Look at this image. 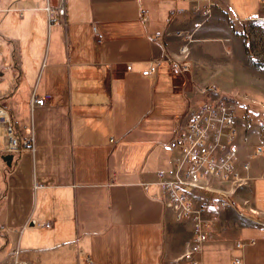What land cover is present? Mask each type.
<instances>
[{
    "label": "crops",
    "instance_id": "obj_1",
    "mask_svg": "<svg viewBox=\"0 0 264 264\" xmlns=\"http://www.w3.org/2000/svg\"><path fill=\"white\" fill-rule=\"evenodd\" d=\"M58 1L0 0V104L14 133L32 137L9 164L0 157V264H190L183 256L190 221L174 217L154 180L170 171L175 115L196 107L200 86L221 88L193 57L206 56L212 30L229 37L227 0L203 18L191 9L195 0H61L65 23H51L44 6ZM184 51L190 72L172 73L163 54ZM150 62L155 69L142 73ZM33 95L45 99L37 104ZM258 130L261 139L247 134L238 146L250 162L247 181L233 190L212 183L231 202L223 217L239 222L217 228L218 207L206 203L202 264H230L238 252L245 264H264V230L248 218L264 212V155L249 153L264 146ZM5 147L0 123V154ZM245 228L255 229L242 237ZM237 239L252 241L240 250Z\"/></svg>",
    "mask_w": 264,
    "mask_h": 264
},
{
    "label": "built area",
    "instance_id": "obj_2",
    "mask_svg": "<svg viewBox=\"0 0 264 264\" xmlns=\"http://www.w3.org/2000/svg\"><path fill=\"white\" fill-rule=\"evenodd\" d=\"M217 5V0H195L191 9L203 18ZM44 8L49 22L65 23V9L61 0L55 4L47 3ZM93 31L98 34L94 25ZM163 56L172 73H180L188 68V63L184 60L168 54ZM127 67L129 64H126ZM154 69L155 64L150 62L141 72L147 73ZM199 90L209 94L188 115H175L174 130L168 141V145L175 150L170 171L165 173L158 170L154 180L158 185V195L174 217L190 221V240L183 251V256L190 264H202V243L209 235V221L203 215L206 203L219 207L229 202L222 195L223 190H220V194H214L216 187L212 186V180H217L227 190H232L234 185L246 180L248 168L247 160L239 154V142L235 134L243 131L244 125L249 121H240L234 111L232 99L217 93L212 84L202 85ZM44 99V95L31 97L37 104H41ZM0 123L4 125L6 132L5 151L15 152L20 141L31 146V135L19 138L14 133L9 115L1 104ZM262 151L263 147L258 143L254 144L250 152ZM200 198L203 200L200 201ZM40 224L47 225L48 221ZM244 243L243 240L235 241L239 248ZM231 264H243L241 253L232 257Z\"/></svg>",
    "mask_w": 264,
    "mask_h": 264
},
{
    "label": "rangeland",
    "instance_id": "obj_3",
    "mask_svg": "<svg viewBox=\"0 0 264 264\" xmlns=\"http://www.w3.org/2000/svg\"><path fill=\"white\" fill-rule=\"evenodd\" d=\"M261 2H264V0H227V2L224 3V6L227 9V11L226 12L223 11V13L226 14L225 23L223 25L226 26L222 27V31L226 30V32L229 33V37L219 36L220 34L218 35L217 32H220V30L216 32H213L212 30V32L207 35L206 37L207 39L205 40L209 46V48H207L206 56L205 55L198 56L197 54H195L196 56L193 57V60L197 62L195 69L200 72L201 76L209 77L211 75L212 78L216 81L217 85L221 86V88L218 87L219 89H217L216 85L211 83L216 88L217 93L229 98L232 97L231 99L234 103V111L238 119L240 121L243 120L244 123L246 121H249V123H246L244 125L243 131L237 132V134H235L238 142H240L242 138L244 139V137H246L247 134H250L253 137H256L257 135V137L261 139L262 131L258 130V128L260 127L264 128V96H262L261 93L255 87L256 86L255 79L260 80L261 83H264V64L262 63L264 62V16H260L261 13H259V16H254L251 18H246L243 20L235 19L237 16L243 13H247L249 15L250 13L256 10H260L262 13H264V5L262 7ZM189 38H191L190 39L191 41L189 42L191 43L192 40L195 38V34L193 35L191 34ZM245 40H247L248 42L247 44H245L244 42ZM196 42H197L196 40L193 41V43ZM218 43H225L226 47H222L221 50L220 49L215 50L216 48H218ZM221 53H226V54L228 53V54L226 57H224ZM179 56L180 57H176L178 60H184L188 63V68L186 70H183V72H187V73L190 72V64L188 62V60L190 61V59L188 56V51L181 52V55ZM253 60H257V62ZM222 87H226V89H222ZM208 94L209 93H205L202 99L208 96ZM261 146L263 147L262 152H258V153L249 152V153L251 155L253 154L264 155V146L263 144H261ZM244 159H246L248 162V168H247V172H248L250 162L248 161V158H244ZM246 181L247 178L243 183H245ZM212 182L215 183L217 182V180L214 181L212 180ZM236 185H234L233 188ZM255 185L256 186L258 185L257 181H255ZM222 195L226 197L224 194ZM230 203L231 202L229 200L227 204ZM227 204L218 207V210L216 211L217 218L214 219V221L216 220L215 223V225L217 224L216 227L219 226L221 229H224L226 227L229 228V226H231L234 222L237 221L239 222L237 217L235 218V215L234 217L231 215L233 213H231L230 215H225L223 217L222 214L225 211L224 209L225 206H227ZM259 205H260V195L256 194L255 206L261 208V206ZM246 211L247 213L251 214V211L248 210ZM254 211L257 215H255V213H252V215H250L248 218L255 219V221L261 223L262 229L264 230V225L262 224L263 222L259 221L261 220L259 219L261 218L260 215H264V212L257 211L255 209ZM205 213L207 216H211L210 212L209 214L207 212ZM213 213L214 215L216 214L213 211L212 215ZM210 229H213V227H211ZM254 229L255 228H252V230H250L248 228H245L242 231L243 234L241 236L245 237L246 235H249L250 233L249 231H254ZM257 232L258 229L255 233ZM237 240H242V239H237ZM247 241H250V239ZM247 241H245V243ZM237 248L239 247L237 246ZM241 248L239 249L241 250ZM239 253L240 252H238L237 254ZM231 260H230V264H231ZM243 264H245L244 259H243Z\"/></svg>",
    "mask_w": 264,
    "mask_h": 264
},
{
    "label": "water",
    "instance_id": "obj_4",
    "mask_svg": "<svg viewBox=\"0 0 264 264\" xmlns=\"http://www.w3.org/2000/svg\"><path fill=\"white\" fill-rule=\"evenodd\" d=\"M1 159L4 160V162L6 164L10 163V159H11V152H4L0 154Z\"/></svg>",
    "mask_w": 264,
    "mask_h": 264
},
{
    "label": "trees",
    "instance_id": "obj_5",
    "mask_svg": "<svg viewBox=\"0 0 264 264\" xmlns=\"http://www.w3.org/2000/svg\"><path fill=\"white\" fill-rule=\"evenodd\" d=\"M244 42H245V44H247V43H248V42H247V40H245ZM253 61L257 62V60H253ZM262 63L264 64V62H262Z\"/></svg>",
    "mask_w": 264,
    "mask_h": 264
}]
</instances>
